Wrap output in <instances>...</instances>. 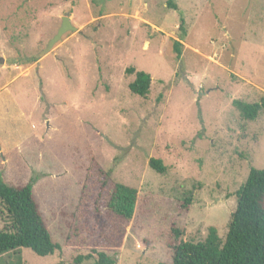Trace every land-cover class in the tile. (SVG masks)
<instances>
[{
    "label": "rangeland",
    "instance_id": "obj_1",
    "mask_svg": "<svg viewBox=\"0 0 264 264\" xmlns=\"http://www.w3.org/2000/svg\"><path fill=\"white\" fill-rule=\"evenodd\" d=\"M166 1L0 0V175L32 185L61 246L0 264L170 263L171 226L225 237L236 191L264 168V109L246 120L232 104L264 97V0ZM63 16L74 30L42 53ZM129 67L150 75L146 97ZM114 183L138 192L129 221L108 208Z\"/></svg>",
    "mask_w": 264,
    "mask_h": 264
},
{
    "label": "trees",
    "instance_id": "obj_2",
    "mask_svg": "<svg viewBox=\"0 0 264 264\" xmlns=\"http://www.w3.org/2000/svg\"><path fill=\"white\" fill-rule=\"evenodd\" d=\"M166 6L176 9L174 0ZM183 20L179 28H182ZM179 56L181 45L174 41ZM126 73L134 74L128 89L140 97H146L151 83L150 75L132 67ZM239 116L254 120L264 109V97L257 102L232 101ZM149 166L158 173L165 172L161 159L151 158ZM137 190L122 183H114L109 193L108 208L122 220L132 219L137 203ZM185 198L184 207L189 202ZM0 213L6 214V223L0 229V256L21 248L32 250L36 255L46 256L60 250L61 246L50 236L32 185H12L0 175ZM178 227L171 226V262L160 264H264V168L251 167L245 181L236 191V205L231 212L225 237L219 236L214 226L208 227L207 235L200 241H184ZM93 256L78 254L69 263L81 264ZM91 264H115V259L104 252H97Z\"/></svg>",
    "mask_w": 264,
    "mask_h": 264
},
{
    "label": "water",
    "instance_id": "obj_3",
    "mask_svg": "<svg viewBox=\"0 0 264 264\" xmlns=\"http://www.w3.org/2000/svg\"><path fill=\"white\" fill-rule=\"evenodd\" d=\"M69 30H74L73 25L71 24L69 17L68 16H63L61 19V24L59 26V28L57 29V32L47 41L44 50L42 51H48L51 46L57 41L59 40V38L66 32Z\"/></svg>",
    "mask_w": 264,
    "mask_h": 264
},
{
    "label": "crops",
    "instance_id": "obj_4",
    "mask_svg": "<svg viewBox=\"0 0 264 264\" xmlns=\"http://www.w3.org/2000/svg\"><path fill=\"white\" fill-rule=\"evenodd\" d=\"M4 180V179H3ZM5 181V180H4ZM1 258V257H0Z\"/></svg>",
    "mask_w": 264,
    "mask_h": 264
}]
</instances>
